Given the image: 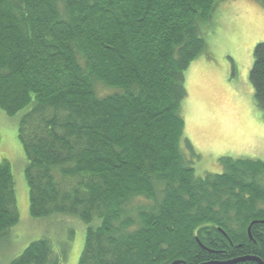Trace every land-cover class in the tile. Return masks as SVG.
I'll list each match as a JSON object with an SVG mask.
<instances>
[{
  "label": "trees",
  "instance_id": "1",
  "mask_svg": "<svg viewBox=\"0 0 264 264\" xmlns=\"http://www.w3.org/2000/svg\"><path fill=\"white\" fill-rule=\"evenodd\" d=\"M215 1L0 0V111L19 118L28 213L84 224L78 264H201V246L264 263V224L257 245L247 234L264 222V162L221 158V174L196 176L181 149L184 72ZM249 82L264 110V42ZM17 222L3 160L0 239ZM65 246L44 236L9 264H63Z\"/></svg>",
  "mask_w": 264,
  "mask_h": 264
},
{
  "label": "rangeland",
  "instance_id": "2",
  "mask_svg": "<svg viewBox=\"0 0 264 264\" xmlns=\"http://www.w3.org/2000/svg\"><path fill=\"white\" fill-rule=\"evenodd\" d=\"M200 29L204 52L184 72L186 96L179 110L184 121L182 152L196 176L221 174V158L264 162V110L257 108L249 82L254 47L264 42V0H216L211 18ZM94 92L104 97L115 90L97 83ZM18 119L0 111V162L10 165L18 216L17 224L0 239V264H9L44 236L58 249L66 244L63 264H78L85 229L79 219L29 216Z\"/></svg>",
  "mask_w": 264,
  "mask_h": 264
},
{
  "label": "flooded vegetation",
  "instance_id": "3",
  "mask_svg": "<svg viewBox=\"0 0 264 264\" xmlns=\"http://www.w3.org/2000/svg\"><path fill=\"white\" fill-rule=\"evenodd\" d=\"M224 235V234H223ZM248 241L249 243H251V245L255 246L257 245V242L255 240H253V238L250 237V233L248 235ZM201 246V245H200ZM229 246L231 249H236V248H240L241 245L238 244V245H233L232 243H229ZM201 248L203 249V251L207 252V253H212L213 257L201 264H222V263H227L229 261H233V260H236V259H240V258H244V257H253V258H256L258 260H260L263 263V261L261 259H259L258 257L254 256V255H242V256H238V257H235V258H229V256L226 254V251L225 250H221V251H216V250H209L208 248H205L203 246H201ZM255 263V264H258L256 262H253V261H246V262H239V263H236V264H240V263Z\"/></svg>",
  "mask_w": 264,
  "mask_h": 264
},
{
  "label": "water",
  "instance_id": "4",
  "mask_svg": "<svg viewBox=\"0 0 264 264\" xmlns=\"http://www.w3.org/2000/svg\"><path fill=\"white\" fill-rule=\"evenodd\" d=\"M255 223H263V221H253L250 223L248 229H247V234L249 235V230H250V227L255 224ZM246 261H253V262H256L258 264H262V262L256 258H253V257H244V258H240V259H236V260H233V261H229L227 263H222V264H236V263H239V262H246ZM182 262L180 261H174L170 264H181Z\"/></svg>",
  "mask_w": 264,
  "mask_h": 264
}]
</instances>
